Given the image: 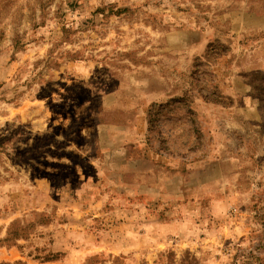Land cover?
<instances>
[{"label": "rangeland", "instance_id": "1", "mask_svg": "<svg viewBox=\"0 0 264 264\" xmlns=\"http://www.w3.org/2000/svg\"><path fill=\"white\" fill-rule=\"evenodd\" d=\"M0 264H264V0H0Z\"/></svg>", "mask_w": 264, "mask_h": 264}, {"label": "crops", "instance_id": "2", "mask_svg": "<svg viewBox=\"0 0 264 264\" xmlns=\"http://www.w3.org/2000/svg\"><path fill=\"white\" fill-rule=\"evenodd\" d=\"M153 160H154V157H151V159L149 160V161H151V162H153ZM169 163L171 164V168L172 169H176L177 171L176 172H174L172 175H173V177H172V179L173 180H175V181H179L180 180V178H181V173L182 172H180V170L179 169H181V170H185V167H184V165H182L181 163H180V161H176V162H172V160H170L169 161ZM181 164V165H180ZM182 166V167H181ZM184 172V171H183ZM153 175V171H149V172H147V176H149V175ZM166 189H167V187L164 185H162L161 186V193H165L166 192ZM148 190H149V192L151 193V194H153V191H155L153 188L150 190V188L148 187ZM169 190V189H168ZM158 193H159V191H157ZM181 192V190H180V188H179V190L177 191V193H180ZM6 256H10L11 255V257H13V258H15L16 256H17V254H18V252H17V250H6ZM87 253V252H86ZM88 254V253H87ZM3 257H4V255H3ZM5 260H10V257H9V259H5Z\"/></svg>", "mask_w": 264, "mask_h": 264}]
</instances>
